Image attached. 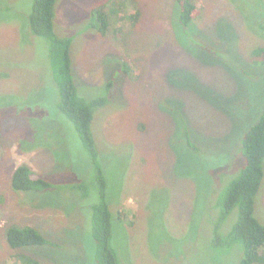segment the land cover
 Wrapping results in <instances>:
<instances>
[{"label":"rangeland","instance_id":"obj_1","mask_svg":"<svg viewBox=\"0 0 264 264\" xmlns=\"http://www.w3.org/2000/svg\"><path fill=\"white\" fill-rule=\"evenodd\" d=\"M118 1L57 0L55 29L72 38L78 92L107 97L91 130L110 209L116 220L127 210L113 238L120 264H240L242 244L226 240L238 209L219 218L246 164L244 137L264 111V63L251 58L264 46V0H194L199 14L188 25L180 0H137L135 23L113 15ZM33 4L0 0V264H20L16 253L40 264H99L96 164L60 110L50 41L30 29ZM95 6L108 13V35L92 26ZM20 163L53 189L15 190ZM260 188L255 215L264 224V179ZM12 222L54 244L11 247Z\"/></svg>","mask_w":264,"mask_h":264},{"label":"trees","instance_id":"obj_2","mask_svg":"<svg viewBox=\"0 0 264 264\" xmlns=\"http://www.w3.org/2000/svg\"><path fill=\"white\" fill-rule=\"evenodd\" d=\"M56 4L57 0H34L33 9L29 15L30 29L33 34L47 37L50 41L51 61L60 84V110L75 123L96 164V183L101 201L93 205V235L97 242L99 264H120L113 246V238L117 227L122 226L121 222H125L127 210L125 207L120 208L116 214L118 219L116 220L115 213L110 209L111 203L107 198L108 178L100 163V152L91 130L94 110L105 104L107 97L89 99L78 92L72 71V38L59 36L56 32ZM178 11L183 25H188L199 14V8L194 0H180ZM113 12L116 16L121 12L128 21L135 23L139 18L140 8L137 0H119ZM107 14V12L99 11L96 6L92 9V26L103 35H108L111 25ZM251 58L254 63H264V46L254 48ZM127 70L126 68V73ZM111 85L112 82L108 83V87ZM187 142L190 149L199 150L190 138ZM243 147L246 164L224 193L219 223L223 224L228 214L237 208L238 219L226 237L227 243L242 244L244 257L240 264H264V224L255 215L256 195L264 179V111L258 122L247 131ZM11 183L15 190L21 191L50 190L54 187L51 181L36 173L32 166L26 163H20L15 167ZM79 187L86 190L83 184ZM222 227L224 228V225ZM5 235L9 245L15 249L31 245L54 244L41 231L29 224L12 222L7 226ZM12 258L18 259L20 264H40L37 258L27 254L16 253Z\"/></svg>","mask_w":264,"mask_h":264}]
</instances>
